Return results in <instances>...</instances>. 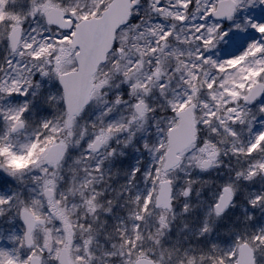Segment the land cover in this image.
<instances>
[{"label": "snow or ice", "instance_id": "obj_1", "mask_svg": "<svg viewBox=\"0 0 264 264\" xmlns=\"http://www.w3.org/2000/svg\"><path fill=\"white\" fill-rule=\"evenodd\" d=\"M0 46V173L16 184L0 194L13 225L0 227V264H264V229L229 247L165 239L177 173L234 158L208 209L217 219L235 182L264 177V0H0ZM141 133L150 166L122 186L125 219L100 185ZM138 174L147 190L132 194ZM248 203L264 208V193ZM211 233L206 220L198 238Z\"/></svg>", "mask_w": 264, "mask_h": 264}, {"label": "rangeland", "instance_id": "obj_2", "mask_svg": "<svg viewBox=\"0 0 264 264\" xmlns=\"http://www.w3.org/2000/svg\"><path fill=\"white\" fill-rule=\"evenodd\" d=\"M6 46H0V60L6 55ZM24 98H20L18 101H13V104L23 103ZM50 111V110H49ZM259 126V125H258ZM151 139L146 137L145 134H138L135 147L129 146L124 149L123 155L119 156L116 160L106 163V173L104 177V183L100 187L106 189V198H110L116 201V207L113 209V213H118L120 216L127 218V211L131 205L125 200V188L129 180V176L133 169L140 167L142 171L146 170L150 166V158L144 151H136L142 145L144 139ZM244 138L247 139V133L244 134ZM23 144V138L21 137L17 141V148L19 149ZM79 149L73 150V155L78 154ZM28 161L16 160L13 162V167L20 169L27 166ZM236 161L232 157L223 158V163L219 168L209 170L207 172H201L199 170H193L190 176H185L184 173H177V180L175 183V195L176 203L175 218L170 220L171 230L168 233L166 239V246L174 245L180 248L181 251L184 248H207L210 244L216 243L221 247H229L233 243L237 232H253L260 229H264V208H251L248 201L254 198L256 195L264 193V177L258 176L252 181L240 180L236 183V196L234 198V207L230 208L221 219H217L214 216L209 217L207 215L209 206L213 202L215 194L219 191L218 185L229 181L234 175V172L230 173L229 169H235ZM243 166H246L243 165ZM193 179L199 181V183L193 185L191 197L185 200L179 195L184 187L185 179ZM0 181L5 185L0 191H10L16 187V184L10 177H3L0 173ZM147 190V186L143 183L140 174L132 185L130 191L132 194L137 192H144ZM0 193V194H2ZM119 194V195H118ZM185 203L189 204L191 211L189 213H183L182 209ZM252 216L253 220L248 221L247 217ZM110 225L118 222L113 219L112 216L107 217ZM207 220V223L212 227V233L209 236L199 237L198 232L203 223ZM0 227H3L6 231L10 230L13 225H10L3 220H0ZM106 230H111L110 227ZM19 232V228H16ZM99 244L107 247V241H105L103 233L98 238ZM201 243V244H200ZM97 256H102L101 250L97 251ZM264 260V257L258 258Z\"/></svg>", "mask_w": 264, "mask_h": 264}, {"label": "water", "instance_id": "obj_3", "mask_svg": "<svg viewBox=\"0 0 264 264\" xmlns=\"http://www.w3.org/2000/svg\"><path fill=\"white\" fill-rule=\"evenodd\" d=\"M116 13H114V15H115Z\"/></svg>", "mask_w": 264, "mask_h": 264}]
</instances>
